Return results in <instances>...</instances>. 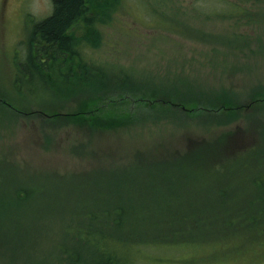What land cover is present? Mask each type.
<instances>
[{
  "label": "trees",
  "instance_id": "16d2710c",
  "mask_svg": "<svg viewBox=\"0 0 264 264\" xmlns=\"http://www.w3.org/2000/svg\"><path fill=\"white\" fill-rule=\"evenodd\" d=\"M189 1L180 5V0H51L49 15L35 21L24 32L27 36L24 35L21 42V52L17 50L20 63L18 59L14 63L13 82L22 93L10 95V99L25 102L33 97L37 103L18 107L0 97V104L9 110L0 105V119L25 120L37 115L30 107L72 99L80 103L74 112L65 111L62 104L64 113L53 112L49 116L39 111L38 114L53 118L54 123L64 116L71 123L94 132L130 126L139 128L140 138L132 139V143L149 138L143 137L145 131L153 140H161L165 119L176 118L180 124L246 121L249 125H234L239 131L228 128L229 133L222 135L209 132L206 139H194L188 134L184 146L173 137L174 145L165 165L177 171L170 168L173 171L170 178L162 176L160 182L158 178L151 179L157 185L152 189L142 186L136 179L126 186L121 180L126 173L130 179L136 173H150L152 167L159 165L144 162L143 158L137 160L135 167L128 163L123 168L116 167L113 162L110 164L112 171L108 175L105 173L103 180L87 187L81 184L65 187L63 196L58 195L56 187L55 191L49 192L47 188L34 198L26 188L31 182L24 176L20 178L23 174L9 164L0 163V195L3 196L0 213L3 208L12 216L22 212L36 216L60 212L70 220L62 221L64 225L55 241L49 235L36 236V233L52 232L42 222L31 218V221L19 223L18 227L8 230L13 246H17L16 251L24 250L28 257H35L39 250L42 264H50L53 256L52 261L57 264H136L131 256L136 247H210L242 254L243 248L264 251V200L260 190H264V122L257 127L262 120L257 115L264 110V81L253 84V77L241 73L245 63L234 58L226 64L230 73L238 65L240 78L216 76L211 84L186 77L182 81L184 89L174 91L173 85L177 84L171 85V81L164 80L167 78L155 80L142 76L140 78L145 81L133 82L130 75L136 76L137 70L112 60L121 53V49H117L121 45L105 39L104 29L107 28L134 38L139 33L132 23L123 24L119 18H113L124 4L125 7L131 4L132 17L137 20L141 14L154 33L165 31L185 40L196 37L209 42H220L217 38L224 43L248 41L244 48L249 49L251 55L258 53L252 50L255 41L251 39H260L264 31L262 0H211L216 2L211 14L206 13V0H201L203 4L199 0ZM255 10L257 13L253 12ZM192 14L203 19H229L235 23V28L228 31L226 25L214 34H206L193 27L189 32L186 20ZM163 35L158 37H167ZM90 44L95 48L104 45L101 50L110 55L107 61H102L92 51L86 52ZM261 44L264 51L263 37ZM189 52L178 53L182 56L181 65L188 62ZM212 52L217 53L215 49ZM215 66L207 63L209 69ZM238 83L247 88L245 100L237 90ZM244 108L247 112H243ZM254 113L256 115H250ZM249 141L254 145L239 148ZM120 157L122 159L123 154ZM181 171L186 177L182 182L186 185L183 190L174 185ZM7 184L15 189L10 195H2V185ZM163 185L170 188L165 192L159 190ZM62 198L70 200L55 203ZM0 232L6 231L0 228ZM160 234L164 237L159 238ZM43 242L49 249L56 250L59 257L50 250L44 252L40 244ZM36 243L38 249L34 247Z\"/></svg>",
  "mask_w": 264,
  "mask_h": 264
},
{
  "label": "rangeland",
  "instance_id": "374dc122",
  "mask_svg": "<svg viewBox=\"0 0 264 264\" xmlns=\"http://www.w3.org/2000/svg\"><path fill=\"white\" fill-rule=\"evenodd\" d=\"M199 1L202 4L204 3L201 0ZM262 1L264 3V0ZM189 2V0H180V5H186ZM205 2L206 13L211 14L216 2L211 0H206ZM50 4L51 0L50 3L49 0H0L1 98H10V95L22 93V90H18L13 82L15 59H18L17 62L20 63V56L18 58L17 50L21 52V42L27 36L24 32L27 29L29 30L35 21L37 22L49 15ZM132 8L133 6L131 4L127 5V7L124 4L120 12L113 18H119L123 24L132 23L136 26L139 33H137L135 38L120 32H115L112 28L104 30H106L105 39H108L109 42L111 41L116 45H121V47H117V49H121V53L112 57L114 63L123 65L125 68L130 66L134 67L138 73H135L136 76H144V78L151 77L155 80L167 78L164 80L171 81V85H173L172 83L178 85H173V91L184 89L182 81L186 77L211 84L214 83L216 76L219 78L221 76L228 77V75H231V78H240L241 74L237 69L238 65L234 69V72L230 73L229 66L226 62L234 58L241 60L245 58V56L238 55V52L242 49V52L248 55V58L246 57V62L242 65L241 73L245 72L250 77H253L251 80L253 84L258 82V78L264 77V73L259 71L264 68V51L261 44L262 37L264 41V31L261 32L262 37L260 36V39H251L255 41V46L252 47V50H258L257 54L251 55L250 50L244 48V45L248 41L245 43L232 41L230 43H224L217 38L220 42H209L201 41L196 37L185 40L179 39L175 35L168 34L165 31H156L154 33L149 28V21L143 19L141 14L137 20L132 17ZM253 12L257 13L256 10ZM190 17L192 18L191 20L189 19ZM140 22H144L147 25H139L138 23ZM186 22L190 26L189 32L194 30L193 27L195 29L197 28L199 32H205L206 34H214L215 30L226 25H228V31L235 28V23H232V20L223 19L219 21V19L215 18L203 19L196 17L194 14L189 16ZM125 32H127V28H125ZM161 34L167 37L164 39L158 37ZM257 35L258 33L255 34V37ZM102 47L95 48L90 44L87 49H84L88 53L92 51L102 61H107L110 55L105 54L101 50ZM214 49L217 52L216 54L212 52ZM184 52H189V60L181 65L179 61L182 60V56L178 53L184 54ZM118 56L119 58L116 59ZM209 62L216 64L215 69H209L207 67V63ZM165 82L170 84L167 81ZM237 90L239 93L241 92L240 94L244 97L243 100H245L246 86L238 83ZM30 100H24L25 102L21 101L20 103L16 100L18 102L16 106L23 107V104H28L29 102L37 103V100H34L33 97H30ZM62 104L65 106V111L74 112L80 103L69 99L64 102L60 101L58 104L44 105L39 108L30 107L37 115L28 116L27 119H20L17 122L0 119V163L9 164L13 169L23 174L19 176L20 178L24 176L31 182L26 185V188L33 198L37 197L47 188L49 192H53L56 190V187L58 195L63 196L65 187L72 188L74 187L72 186L73 184H81L87 187L95 182H99V180H103L105 173L108 175L112 171L113 165L110 166V164L113 162L117 164L116 167L121 166L123 168L127 163L135 167L137 160L141 158H143L144 162H157L159 165L152 167L150 173H136V176H131L130 179L126 173L121 176V180L126 186L130 180L135 181L136 179L142 186L152 189L153 186L157 185L153 184L151 179L158 178L157 181L160 182L162 176L170 178L173 172L171 170L173 168L166 166L165 163L171 155L170 150L174 145V140H177L181 146H184V142L188 141V134L194 139H206L209 132L222 135L224 132L229 133L230 129L239 131V129H235L234 125L237 127L249 125L246 121L242 123L234 122V124L213 122L211 125L198 123L180 124L176 118L165 119V121H162L166 125L164 126V134L161 140H153V138H150V134L145 131L143 137L148 136L149 138L143 142L132 143V139L137 140L140 138L139 128L130 126L121 127L112 131L94 132L89 128L79 127L75 123H71L68 120L69 118H65L64 116L54 123L53 118H46L38 114L39 111L47 115L53 112L64 113V110H62L64 108H61ZM0 105L2 109L9 111L3 104ZM48 106L53 108L49 111L40 110L41 108L47 109ZM245 108L243 112H247ZM246 109L248 110V108ZM257 118L262 119L257 123V127H259L258 124L264 122V110L258 113ZM51 121L52 123H48ZM195 135L197 138H195ZM89 136L91 139L88 138ZM173 137L175 138L174 140ZM250 145H254V143L249 141L241 144L239 148L242 149ZM122 154L123 157L120 159V155ZM139 154H144V156L141 157ZM173 170L177 171L176 169ZM71 175L73 177L69 178ZM185 179L186 177L181 171L177 183L174 185L180 190H183L185 184L182 182ZM82 180L86 182L82 184ZM1 183L2 180H0V185ZM2 187L4 189L2 195H10L15 189L12 184L2 185ZM169 188V186L163 185L160 186L159 190L165 192ZM260 190L262 191L263 201L264 190ZM109 197L112 199L110 193ZM0 198H3V196L0 195ZM7 198L5 199L6 201ZM69 200L62 198L55 201V203L59 204ZM10 214H6L4 208L2 209V213H0V228L6 231L5 233L0 232V264H35V259L38 260L36 264L43 263L42 254L39 250L35 257H28L26 255L27 252L24 250L16 251L17 246H13V239L9 238V229L18 227L19 223L31 221L32 218V221L37 220L38 222H42L47 230H52L51 233L47 232V234L43 232L36 233V236L41 238L49 235L55 241L58 240L59 230L64 225L62 221H70L66 214L60 212L47 213L41 216L27 215L23 212L15 216ZM168 223L170 224L171 221ZM215 230L216 226L213 228V232ZM163 235L160 234L158 237L163 238ZM70 243L71 240L70 242L68 241V245ZM40 244L44 247V252L47 253L50 250L55 253L54 255L57 254L56 250H51L47 247V243L43 242ZM34 247L38 249V244H34ZM12 249H15V252ZM242 252L243 254L224 248L214 250L210 247L178 248L177 246H162L136 247L133 249L131 256L136 259V264H264L263 250H255L252 248L246 250L243 248ZM14 254L15 256H13ZM53 259H55L54 256L51 258L50 264H57L56 261H52Z\"/></svg>",
  "mask_w": 264,
  "mask_h": 264
},
{
  "label": "bare ground",
  "instance_id": "6f19581e",
  "mask_svg": "<svg viewBox=\"0 0 264 264\" xmlns=\"http://www.w3.org/2000/svg\"><path fill=\"white\" fill-rule=\"evenodd\" d=\"M130 78H132V80H133V82H139V81H145L143 78H140V77H138V76H133V75H130ZM1 100H3L4 102H11V103H13L14 105H17V103L19 102H21V100H18V102L15 100V101H13L12 99H10V98H7V97H3V99H1Z\"/></svg>",
  "mask_w": 264,
  "mask_h": 264
}]
</instances>
